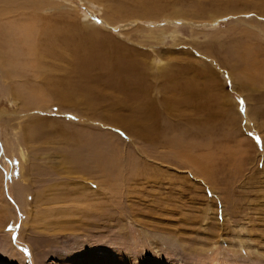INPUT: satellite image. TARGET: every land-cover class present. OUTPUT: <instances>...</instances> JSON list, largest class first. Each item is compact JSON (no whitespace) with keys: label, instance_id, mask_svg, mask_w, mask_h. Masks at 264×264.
Instances as JSON below:
<instances>
[{"label":"rangeland","instance_id":"rangeland-1","mask_svg":"<svg viewBox=\"0 0 264 264\" xmlns=\"http://www.w3.org/2000/svg\"><path fill=\"white\" fill-rule=\"evenodd\" d=\"M47 4L31 64L0 17V264H264V0Z\"/></svg>","mask_w":264,"mask_h":264},{"label":"bare ground","instance_id":"bare-ground-1","mask_svg":"<svg viewBox=\"0 0 264 264\" xmlns=\"http://www.w3.org/2000/svg\"><path fill=\"white\" fill-rule=\"evenodd\" d=\"M16 2H18V3L20 2L21 4H23V6L18 7L17 5H14V3H16ZM48 7L49 6L47 4V0L42 1L40 3L38 2L36 4H35L34 0H0V17H3L5 19L4 22L7 21V24L12 27L13 36H14V34H20L23 36V37H21V36L17 35L18 36V37H16L17 44L20 45V43H23L25 40H26L25 42H27V43L29 41L28 44L30 47L27 48V51L25 54V57H26L25 60L30 64L32 63L31 60H35V59L40 60V58H38V55H37L38 45L34 44V41L38 42V39H35V36H36L35 34L38 31L36 28L38 27V25L42 24L43 20L40 19V14H37V11H38V9H40L39 12H41V11L45 12V10ZM24 36L27 38H24ZM40 45L42 46V44H40ZM58 45H59V43L56 46H58ZM44 46H45V44H44ZM46 48H47V45H46ZM46 48H45V50H48V48L47 49ZM50 50L53 52V56L57 57L59 60H60V58H62L61 54H59V53L56 54L54 52L55 50H53V47L50 48ZM46 53L49 54L48 52H46ZM18 55L19 54H17V56H15V57L17 58ZM23 55H24V53H23ZM40 56H42V55H40ZM23 66H24V64H23ZM26 66L27 65H25V67Z\"/></svg>","mask_w":264,"mask_h":264},{"label":"snow or ice","instance_id":"snow-or-ice-1","mask_svg":"<svg viewBox=\"0 0 264 264\" xmlns=\"http://www.w3.org/2000/svg\"><path fill=\"white\" fill-rule=\"evenodd\" d=\"M242 111H243V108H242ZM256 139H257V142L259 143V138L257 137ZM15 239H16V237L14 236L13 237L14 242H15ZM21 250L24 251L26 257H30V253L28 252V250L26 248H22Z\"/></svg>","mask_w":264,"mask_h":264}]
</instances>
